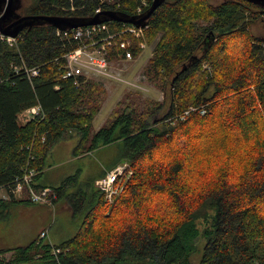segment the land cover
Masks as SVG:
<instances>
[{
	"label": "trees",
	"instance_id": "trees-1",
	"mask_svg": "<svg viewBox=\"0 0 264 264\" xmlns=\"http://www.w3.org/2000/svg\"><path fill=\"white\" fill-rule=\"evenodd\" d=\"M151 1L27 0L21 10L135 14ZM257 21L264 7L250 0H163L143 29L147 43L158 36L144 72L168 91V106L128 91L96 131L103 85L82 76L76 84L63 68V54L83 37L45 23L23 28L12 42L0 38V187L8 191L0 220L19 203L33 206L37 221L22 243L0 247V264H192L200 224V264H264V33L252 30ZM102 23L107 29L94 38L135 26ZM122 36L130 33L115 39ZM137 40L128 46L134 56L142 51ZM36 104L42 113L21 121L19 113ZM73 133V155L114 143L117 158L130 163L133 173L113 201L78 173L50 187L52 203L16 198L12 189L27 170L37 171L35 189L45 186L35 182L47 155ZM63 204L80 219L70 237L54 243L50 207Z\"/></svg>",
	"mask_w": 264,
	"mask_h": 264
},
{
	"label": "rangeland",
	"instance_id": "rangeland-1",
	"mask_svg": "<svg viewBox=\"0 0 264 264\" xmlns=\"http://www.w3.org/2000/svg\"><path fill=\"white\" fill-rule=\"evenodd\" d=\"M27 0H22V3L25 4ZM22 4V5H23ZM142 4H145V0H142ZM138 11H141L142 6L137 7ZM19 12L22 13L21 8ZM252 30L256 33H264V21H257L253 23ZM158 39V36L150 43L145 41V45L141 47L139 55H133L131 57L112 55L109 57L108 63V75H103L104 77H92L89 79H94L100 82L106 92V96L101 104L99 112L95 115L92 124V131L98 130L107 119L109 112L113 107L116 106V103L123 98V95L128 91H134L138 95L149 98L151 100H158L163 102V108L166 109L169 102L168 91H163L159 86L154 84L146 75L145 68L149 63V58L152 55L153 47ZM110 54V51H109ZM135 57V58H133ZM128 59V60H124ZM125 70V72H124ZM190 108V107H189ZM187 108L186 110H188ZM184 110L183 112L177 114L173 119L183 118L187 113ZM25 116V114H23ZM21 118H24V116ZM22 120V119H21ZM23 121V120H22ZM175 121V120H174ZM73 136L68 135L62 142L57 144L55 150L49 154L46 160V171L44 173V179L49 180L56 178L60 175H63L65 172L69 171L72 167L78 168L82 166L83 163L85 166V174L82 175L81 181H85L89 178V174L95 173L99 167V162L105 159L106 161H111L119 156L118 150L115 148L114 143L105 145L101 150H94L92 156L88 161H65L61 164H56L55 161L66 157L69 150V145ZM58 143V142H57ZM99 156V159L97 158ZM88 159V158H87ZM26 189L18 190L14 192L16 198L28 197ZM0 197H8V191L0 187ZM44 204V203H43ZM13 213L9 215L6 219L0 220V247H8L15 244V240L18 239L19 242H23L26 237H28V231L31 229V225L35 221L34 219V209L31 207H24L21 204H15L13 206ZM51 213L49 216V235L51 240L55 239L60 242L67 237H70L77 227V219L72 220L67 215L64 208H56L54 206L50 207ZM21 209V211H19ZM19 211V212H18ZM204 224L199 225L200 234L194 240L198 249L190 256L192 264H200V255L203 247V237L201 231ZM73 228V230H72ZM45 229V228H44ZM73 231V232H72ZM10 251L5 252L3 255L5 258L10 256Z\"/></svg>",
	"mask_w": 264,
	"mask_h": 264
},
{
	"label": "built area",
	"instance_id": "built-area-1",
	"mask_svg": "<svg viewBox=\"0 0 264 264\" xmlns=\"http://www.w3.org/2000/svg\"><path fill=\"white\" fill-rule=\"evenodd\" d=\"M105 23H96L77 26L69 28L73 36L84 38L86 41L82 44L68 50L63 54L65 68V76H72L74 83H79V76H82L84 79L92 77H104L103 75H108V63H109V49L113 46H118L123 48V55L127 57L132 56V51L128 48L129 44L135 43L134 39L137 38L136 44L141 48L145 45L144 27L138 26H126L117 31L109 32L104 36L97 38L93 37L92 32L100 31V29H107ZM68 30V29H67ZM59 33V29H57ZM126 32L130 33V36L127 38L122 36L119 41L115 39L116 35H126ZM66 34L67 31L65 30ZM96 35V34H95ZM0 38L6 39L9 42L14 41L15 36L5 35L0 31ZM122 55V53H121ZM120 55V56H121ZM122 55V56H123ZM31 73H36L37 69L28 68ZM103 74V75H102ZM192 108H189L185 112L187 113ZM42 113L39 104L32 105L31 107L26 108L22 115L25 114V119L40 115ZM21 115V116H22ZM37 173L34 169L25 171L19 178L16 179L15 186L12 189L14 192L18 190L26 189L28 197L39 203H52V199L56 197L54 191L51 190L49 186H44L40 189H35L32 186V180L34 175ZM133 173V170L128 161H122L116 163L111 169L105 171L102 175L95 179V185L104 193V198L108 202H112L114 197L120 193L123 189L125 182ZM42 235L45 234V231L41 232Z\"/></svg>",
	"mask_w": 264,
	"mask_h": 264
},
{
	"label": "water",
	"instance_id": "water-1",
	"mask_svg": "<svg viewBox=\"0 0 264 264\" xmlns=\"http://www.w3.org/2000/svg\"><path fill=\"white\" fill-rule=\"evenodd\" d=\"M163 0H152L144 11L135 14L104 9L91 16L55 15V14H23L19 12L22 0H0V31L9 36H16L23 28L36 24H51L57 29H69L77 26L101 23L106 20H120L138 27L147 24V18ZM264 7V0H250ZM212 33V31H210ZM213 36V33H212Z\"/></svg>",
	"mask_w": 264,
	"mask_h": 264
},
{
	"label": "crops",
	"instance_id": "crops-1",
	"mask_svg": "<svg viewBox=\"0 0 264 264\" xmlns=\"http://www.w3.org/2000/svg\"><path fill=\"white\" fill-rule=\"evenodd\" d=\"M133 58H135V57H133ZM124 60H128V59H124ZM124 72H125V70H124ZM22 113H23V111L21 113H19V115H18L19 116V119L20 120L22 119L23 121H25L24 118H21ZM71 136H73V139L71 140V144L69 145V150L67 152L66 157L61 158V159L55 161L56 164H61L62 162H65V161H68V162L69 161H83V160L88 161L91 158V157H89V155L92 156V153L94 152V150H96V151L101 150L105 146V145L104 146H100V147H97V148H94V149L87 150L85 152L79 153L77 155H73L72 154V149H73L75 143L77 142V135L73 133ZM61 142L62 141L60 140V141H58V143L54 144L53 147H52V149H51V151L49 152V154L52 153L55 150L56 145L59 144V143H61ZM49 154L47 155L46 160H47ZM97 158L99 159V156H97ZM101 159L102 160H100L99 165H98L99 169L95 173L89 174V177H91V178L94 179V184H95V179L97 177H99L100 175H102V173H104L105 171L111 169L116 163H118L120 161L118 158L112 159L111 161H106L103 158H101ZM120 162H122V161H120ZM84 164L85 163H83L82 166H80L78 168L72 167L69 171L65 172L63 175H60V176H58L56 178L49 179V180L44 179V173H45L46 168H47L45 166L44 169L42 170V173H41L40 177L36 179V182L35 183L40 184V185L49 186V187H51V186L54 187V186L58 185L59 182L65 176H68V175H71V174H74V173H78L79 176H80V178H81L82 175L86 173L85 172V166H84ZM60 208H64L66 210V213L70 217L71 221L73 219H75L73 217V214H72L71 210L65 204H63L62 206H60ZM79 219L80 218H78V220H77V224L79 222ZM72 230H73V228H72ZM75 230H76V225H75L74 232H75ZM47 236L51 239V237L49 235V229H48V235ZM52 242L56 243L58 241H56L55 239H53Z\"/></svg>",
	"mask_w": 264,
	"mask_h": 264
}]
</instances>
